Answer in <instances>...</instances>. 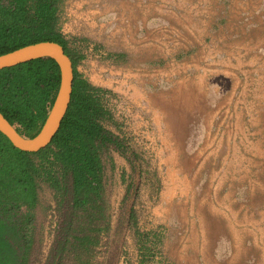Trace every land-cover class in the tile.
I'll use <instances>...</instances> for the list:
<instances>
[{"label": "crops", "instance_id": "crops-1", "mask_svg": "<svg viewBox=\"0 0 264 264\" xmlns=\"http://www.w3.org/2000/svg\"><path fill=\"white\" fill-rule=\"evenodd\" d=\"M258 6L260 0H66L60 31L81 50L77 71L124 96L140 118L136 130L155 154H194L199 164L211 157L213 143L260 139L238 112L246 105L231 103L235 90H226L229 77L233 85L237 77L228 46L240 45L228 39L244 34L248 21L239 18ZM178 142L200 144L191 149ZM228 153L224 159L233 168L212 169L204 184L171 178L160 190L151 215L163 230L166 264H244L245 238L258 239L264 211L253 209L251 191L246 196L245 157L229 161ZM172 167L173 174L185 175ZM202 170L197 166L195 175ZM254 222L257 230L247 234L246 223Z\"/></svg>", "mask_w": 264, "mask_h": 264}, {"label": "trees", "instance_id": "trees-1", "mask_svg": "<svg viewBox=\"0 0 264 264\" xmlns=\"http://www.w3.org/2000/svg\"><path fill=\"white\" fill-rule=\"evenodd\" d=\"M65 1L0 0V55L52 41L63 48L73 70L67 111L46 147L24 152L0 134V264L27 263L32 246L29 225L41 184L53 191L58 206L69 198L57 254L73 253L81 264H89L100 235L110 230L101 154L111 146H122L104 125L111 119L103 103L107 91L77 71L83 59L81 50L60 31ZM59 82V68L50 58L0 69V113L17 133L34 137L52 106Z\"/></svg>", "mask_w": 264, "mask_h": 264}, {"label": "rangeland", "instance_id": "rangeland-1", "mask_svg": "<svg viewBox=\"0 0 264 264\" xmlns=\"http://www.w3.org/2000/svg\"><path fill=\"white\" fill-rule=\"evenodd\" d=\"M241 17L240 22L248 21L246 25L249 27L244 26V34L228 39L230 43L238 40L240 45L228 46L230 58L233 59L232 52L236 57L232 64L237 77L235 85L234 78L229 77L226 90H235L229 97L231 103L246 105L242 107L243 111L238 112L242 113V120L245 125L248 124L246 127L254 135L252 137L260 138L258 142H238L235 145L231 142L213 143L211 157L201 159L199 164L194 154H155L152 145L136 130L135 122H139L140 118H136L135 112L130 110L124 96L85 78L92 85L107 91L103 103L110 111L111 119L104 125L122 146L118 149L111 146L101 154L110 230L100 235L89 264H166L159 242L163 230L155 227L151 215L160 190L171 178L178 183L195 182L199 186L209 181L212 169L233 168L224 159L228 149L229 161L235 154L245 157L248 167L244 176L246 196L251 191L249 202L253 201V209L264 211V0H260L258 11ZM79 66L81 62L77 68ZM216 100L224 102L225 91ZM225 129L221 127L220 131ZM199 144L178 142L175 145L181 148L188 145L192 149ZM174 163L184 170L185 175L170 172ZM197 166L203 168L200 175H195ZM234 176L238 178V175ZM228 177L233 175L229 174ZM68 210V196L58 206L53 191L45 184L40 185L38 203L32 210L29 225L32 246L26 264H81L73 253L57 254L56 243L63 235L62 227ZM256 220L259 222L260 216H256ZM256 222L246 223L247 234L249 230H257V226L254 227ZM259 227L258 239L245 238L244 264H264L263 213ZM143 234L145 238L141 239Z\"/></svg>", "mask_w": 264, "mask_h": 264}, {"label": "water", "instance_id": "water-1", "mask_svg": "<svg viewBox=\"0 0 264 264\" xmlns=\"http://www.w3.org/2000/svg\"><path fill=\"white\" fill-rule=\"evenodd\" d=\"M38 58H50L59 68L60 82L54 101L37 134L30 138L17 133L0 113V134H3L13 147L24 152H37L46 147L58 131L67 111L73 82V70L70 58L63 48L52 41L29 44L0 55V69L16 66Z\"/></svg>", "mask_w": 264, "mask_h": 264}]
</instances>
